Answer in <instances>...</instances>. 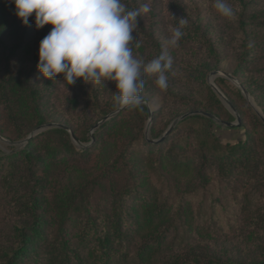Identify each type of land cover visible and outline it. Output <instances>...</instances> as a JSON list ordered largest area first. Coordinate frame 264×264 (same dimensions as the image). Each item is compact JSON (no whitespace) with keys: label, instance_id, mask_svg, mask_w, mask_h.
Returning a JSON list of instances; mask_svg holds the SVG:
<instances>
[{"label":"rangeland","instance_id":"1","mask_svg":"<svg viewBox=\"0 0 264 264\" xmlns=\"http://www.w3.org/2000/svg\"><path fill=\"white\" fill-rule=\"evenodd\" d=\"M129 1L128 5L134 6L133 9L140 8L146 2L150 4L151 11L142 13L138 20L142 21L143 32L161 45V53L172 58V66L166 75L170 80V94L177 101H166L162 91L154 84L155 76L144 74L141 100L148 103L141 105L147 108V116L140 111L124 113L123 123L130 128L127 127L126 141L118 144L114 141V145L120 149L119 153H115L113 148L109 147L102 150L99 144L100 146L98 145L90 155L88 163L83 164L77 159H62L44 167L41 165L34 173V178L44 179V192L48 193L55 186H60L68 180L87 177L88 184L85 188L87 192H91L92 205H96L95 207L111 197L112 190L107 185L104 172L111 176L117 187L116 191L121 192L124 186L140 182L136 189L145 196L162 195L171 204L174 212L179 210L177 219L179 229L177 234H169L162 253L154 264H171L174 256L189 251L195 254L205 253L207 257L215 260L255 261L264 244V232L257 228L258 224L255 222L247 221L242 209L245 208V198H249L251 209L264 213V133L252 118L253 115L256 117L261 115L264 118V48L253 50L252 55L248 57V63L240 64L239 46L242 35L227 29L226 25L231 19L222 18L216 13L212 6L213 0ZM245 2L250 4L248 9L251 12V5H256V10L264 14V0ZM181 18L187 19V26L191 28L200 26L199 32L208 30V36H211L213 42L221 45L218 64L212 57L204 59L202 54L192 48L181 50L167 44L171 35L170 29L177 26ZM34 19L33 13L29 17L28 25H23L15 15V5L9 0H0V155L23 154L25 150H29L28 143L23 144L28 136L50 124L68 126L80 139H87L83 143L75 144L70 138L77 150H87L95 143V132L119 115L102 123L93 131L96 124L118 110L114 106L115 83L84 82L88 87L87 94L96 90L97 106L89 108L77 104L80 94L75 87L63 81L62 74L58 75L56 80L43 78L37 69L39 43L52 26L45 25L44 28L37 30ZM261 27L264 29V23ZM260 38L264 44V33ZM20 41H23L26 49L13 48ZM130 46L137 59L145 64L149 62L148 55H140L132 43ZM149 52L151 53L150 50ZM204 60L210 61L211 68L217 65L205 75V85L211 89L219 102L214 108L208 105L207 92L203 86L187 82L192 72L191 68L198 62L202 64ZM16 72L28 76L30 84L38 88L37 98L44 104L45 123L28 134H23L12 123L6 107L5 83L9 79V74ZM213 72H217L218 75L211 76ZM226 75L232 76L235 81L229 80ZM236 81L246 90H250L247 98ZM210 84L214 85L227 101L234 104L241 126L244 125V132L246 130L250 136L249 145L258 148L257 169L251 174L235 172L224 177L220 175L218 167L210 163L204 164L200 158V152L207 149L213 156L212 161L214 158H225L229 154V149L235 148L236 144L244 140L242 130H230L221 124L235 123L236 117ZM196 111H205L216 116L217 121L212 120V130L219 137L220 143L215 148L206 144L201 120L190 119L186 123L178 122L174 127L176 131L162 150L158 149L151 153L145 144L146 132L147 138L156 140L165 134L174 121ZM150 113L153 115L152 120ZM51 129L58 128L44 129L36 136ZM128 141L134 142V145L127 148ZM54 142L58 144L56 138ZM225 143L230 147L225 148ZM30 149L39 150L36 145ZM169 150L178 154L181 161L176 163L168 161L162 153ZM240 157L243 159V156ZM184 158H188L189 161L185 162ZM21 166L24 165L18 166V175L24 176L27 169ZM29 174L33 176V172L29 171ZM136 206L137 204L134 207ZM201 212H204L203 216L197 214ZM15 224L16 217L10 212H6L0 219V264L5 259L2 256L4 250L14 245ZM207 229L210 233L206 231Z\"/></svg>","mask_w":264,"mask_h":264},{"label":"trees","instance_id":"2","mask_svg":"<svg viewBox=\"0 0 264 264\" xmlns=\"http://www.w3.org/2000/svg\"><path fill=\"white\" fill-rule=\"evenodd\" d=\"M121 2L127 9L134 7L128 5L129 0ZM228 3L235 9L236 16L226 26L231 32L242 35L239 63L245 65L253 50L264 48L260 38L264 33L261 27L264 23V14L256 10V5H251V12L248 9L250 4L245 0H228ZM199 29L200 26L199 28L186 26L177 47L181 50L192 48L202 54L204 59L212 57L218 64L221 45L213 42L211 36H208V30L199 32ZM133 37L132 45L140 55H148L147 61L161 54V45L143 32L140 20ZM227 37L228 34L225 38ZM13 48L26 49L23 41ZM152 53L156 55L153 56ZM216 66L211 68L209 60H204L202 64L198 62L191 68L192 72L187 80L188 83L195 82L205 88L208 105L213 108L215 104L219 105V102L211 89L205 85V75ZM8 77L3 87L9 118L23 134H28L45 123L44 104L37 98L38 88L30 84L28 76L16 72L9 74ZM169 82L168 79L167 89L161 90L162 95L166 101L175 102L177 99L170 94ZM72 86L80 94L77 104L89 108L97 106L95 89V92H90L91 95L87 94L88 87L82 79H78ZM247 92L250 93V90L247 89ZM232 105L235 107L233 103ZM139 111L147 116V108L142 105L121 111L117 117L95 132V143L87 150H77L68 132L51 129L31 139L28 142L29 150H25L23 154L0 155V219L6 212L16 217L13 228L14 245L4 250L2 256L5 259L2 264H154L158 260L169 234L178 233L177 219L180 214L179 210L175 212L172 210L171 204L162 195L145 196L136 189L140 182L124 186L121 192L116 191L117 187L111 176L104 172L107 185L112 190L111 197L95 207L96 205H92L91 192H87L85 188L88 184L87 177L68 180L60 186H55L48 193L44 192V179L34 178V173L41 165L44 167L62 159H77L83 164L88 163L90 155L99 144L102 150L109 147L113 148L115 153H119L120 149L114 145V141L117 144L126 141L127 127L130 128L123 123L122 117L126 112ZM252 118L264 133L261 119L255 115ZM190 119L201 120L206 144L215 148L220 143L219 137L212 130V120L196 116L185 119L180 124ZM243 129L244 125L233 130L244 132ZM175 131L176 129H173L162 142L154 143L160 140L161 136L156 140L147 138L151 142L146 139L145 144L151 153L158 149L162 150ZM71 132L78 143L87 141L80 139L74 130ZM55 138L58 144H55ZM249 142L250 136L245 130L244 140L236 144L235 148L229 149V154L225 158H214L212 161L213 156L209 149L201 151L200 158L204 164L210 163L218 167L220 175L224 177L235 172L251 174L257 169L259 154L258 148L252 147ZM35 145L39 148L38 151L30 149ZM133 145L134 142L128 141L127 148ZM224 146L230 147L228 143ZM37 153L38 155H35ZM162 155L171 163L181 161L173 150L163 152ZM240 156H243V159ZM184 161L187 162L189 159L184 158ZM20 164L24 165L22 168L27 169L24 176L18 175ZM29 171L33 172V176H30ZM244 201L245 208L242 209V214L249 223L255 222L258 224L257 228L264 232V213L251 209L249 198H245ZM197 214L203 216L204 212ZM206 231L210 233L209 229ZM171 264H264V244L255 261L215 260L207 257L205 253L195 254L189 251L174 256Z\"/></svg>","mask_w":264,"mask_h":264},{"label":"clouds","instance_id":"3","mask_svg":"<svg viewBox=\"0 0 264 264\" xmlns=\"http://www.w3.org/2000/svg\"><path fill=\"white\" fill-rule=\"evenodd\" d=\"M15 5V15L27 26L35 14L37 30L51 25V30L39 43L37 69L41 76L56 80L63 76L67 85L78 79L85 83L112 81L117 109H135L142 103L144 74L155 76L154 84L160 90L168 87L166 73L172 58L165 53L148 63L137 59L130 46L138 17L151 11L144 3L138 9H127L121 0H9ZM216 13L225 19H234L236 11L228 0H213ZM178 26L170 29L167 41L177 47L184 35L188 20L181 18ZM138 46V45H137Z\"/></svg>","mask_w":264,"mask_h":264},{"label":"water","instance_id":"4","mask_svg":"<svg viewBox=\"0 0 264 264\" xmlns=\"http://www.w3.org/2000/svg\"><path fill=\"white\" fill-rule=\"evenodd\" d=\"M217 75H218L217 72H213V73H211V76H217ZM226 78H228V79L231 80V81H235V79H234L232 76H230V75H226ZM236 82H237V81H236ZM237 84H238V87L240 88V90L242 91L243 95L245 96V98H247V96H248V92H247V90H246L245 88H243L238 82H237ZM210 86H211V88L213 89V91L217 94V96H218L219 98H221V100L224 102V104L227 106V108H228L233 114H235V117H236V122H235V123L221 122V124H222L223 126H225L226 128L230 129V130H233V129H235V128H239V127L241 126V122H240V118H239V117L236 115V113H235V108L232 106V104H231L229 101H227V100L225 99V97L219 92V90H218L214 85L210 84ZM147 103H148V102L145 100V101H142L141 104L147 105ZM125 109H126V108H124V109H118L116 112L112 113L110 116L105 117L100 123L96 124V125L93 127V131L96 130V129H98L99 126H100L102 123H104V122L110 120L112 117L116 116L117 114H119L121 111H123V110H125ZM258 115H259V114H258ZM152 116H153L152 113H150V120H152ZM192 116H204V117L209 118L210 120L217 121V118L214 117L213 115L209 114V113H206V112H203V111L190 112V113H188V114L183 115L181 118L177 119L176 121H174V122L171 124V126L168 128V130L165 132V134L161 137V139L158 140L157 142H154V143L162 142V141L166 138V136H167V135H168V134L174 129V127L177 125L178 122L183 121V120H185V119H187V118H189V117H192ZM259 117H260L261 121H262L263 124H264V118H263L261 115H259ZM50 128H58V129H62V130H64V131L68 132V133L70 134V137H71L72 141H73L75 144H78V142H77L76 139L74 138L73 133L71 132V130H70L68 127H66V126H64V125H61V124H58V125H52V124H50V125H47V126H44V127L39 128V129L36 130L34 133H32L31 135H29L28 138L23 142V144H24V143H25V144L28 143V141H30L33 137H35L39 132L43 131L44 129H50ZM147 134H148V133L146 132V139H147ZM91 140H92L91 143H93V137L91 138ZM147 140H148V139H147ZM148 141H149V140H148ZM149 142H151V141H149ZM152 143H153V142H152ZM88 147H90V145H89Z\"/></svg>","mask_w":264,"mask_h":264}]
</instances>
